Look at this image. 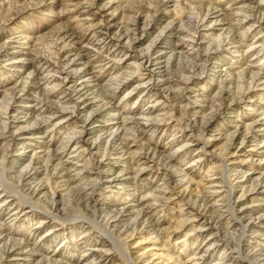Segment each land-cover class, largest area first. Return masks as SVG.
<instances>
[{"label": "rangeland", "instance_id": "374dc122", "mask_svg": "<svg viewBox=\"0 0 264 264\" xmlns=\"http://www.w3.org/2000/svg\"><path fill=\"white\" fill-rule=\"evenodd\" d=\"M263 25L264 0H0V264H264Z\"/></svg>", "mask_w": 264, "mask_h": 264}, {"label": "bare ground", "instance_id": "6f19581e", "mask_svg": "<svg viewBox=\"0 0 264 264\" xmlns=\"http://www.w3.org/2000/svg\"><path fill=\"white\" fill-rule=\"evenodd\" d=\"M239 2V1H238ZM235 4V3H234ZM242 7V6H241ZM245 7V6H244ZM241 9H243V8H241ZM240 9V10H241ZM245 10V9H244ZM243 10V11H244ZM246 11V10H245ZM251 12V11H250ZM260 12V11H259ZM254 13V12H253ZM257 13V12H256ZM255 14V13H254ZM258 16V15H257ZM208 17V16H207ZM236 17V16H235ZM251 17V16H250ZM216 18V17H215ZM247 18V17H246ZM251 19V18H250ZM213 20V19H212ZM263 20V19H262ZM239 21V20H238ZM255 21V20H254ZM258 21H259V19H258ZM204 23H205V21H204ZM262 23V22H261ZM207 24V23H206ZM229 24V23H228ZM194 25V24H193ZM199 25V24H198ZM201 25V24H200ZM204 25V24H203ZM231 25H232V23H231ZM191 26V25H190ZM233 26V25H232ZM264 26V25H263ZM202 27V26H201ZM261 27V26H260ZM195 28V27H194ZM198 28H200V27H198ZM239 28V27H238ZM203 30V29H202ZM255 30V29H254ZM110 31V30H109ZM201 31V30H200ZM264 32V31H263ZM184 33V32H183ZM195 33V32H194ZM230 33V32H229ZM230 34H232V33H230ZM121 36V35H120ZM200 36V35H199ZM186 37V36H185ZM197 37V36H196ZM230 37V36H229ZM119 38V37H118ZM127 38V37H126ZM237 38V37H236ZM201 39V38H200ZM190 40V39H189ZM259 40V39H258ZM260 41V40H259ZM234 42V41H233ZM257 42V41H256ZM158 43V42H157ZM237 43H239V42H237ZM260 43H262V42H260ZM220 44V43H219ZM258 44V43H257ZM59 45V44H58ZM240 45V44H239ZM67 46V45H66ZM199 46V45H198ZM253 46V45H252ZM169 48V47H168ZM60 49V48H59ZM255 49H257V48H255ZM152 50V49H151ZM60 51V50H59ZM152 52V51H151ZM162 52V51H161ZM65 53V52H64ZM82 53V52H81ZM211 53V52H210ZM17 54V53H16ZM115 54V53H114ZM149 54V53H148ZM65 55V54H64ZM172 56V55H171ZM210 56V55H209ZM6 57V56H5ZM159 57V56H158ZM196 58H197V56H196ZM195 58V59H196ZM137 59V58H136ZM21 61V60H20ZM59 61V60H58ZM78 61V60H77ZM17 62V61H16ZM60 62V61H59ZM58 62V63H59ZM65 62V61H64ZM150 62V61H149ZM191 62V61H190ZM109 64V63H108ZM138 65H139V63H137ZM17 66V65H16ZM182 66V65H181ZM180 66V67H181ZM197 66L198 65H194L193 66V69H195V70H197ZM52 68V67H51ZM56 68H58V67H56ZM74 68V67H73ZM60 69V68H59ZM151 69V68H150ZM185 69V68H184ZM58 70V69H57ZM50 71V70H49ZM60 71V70H59ZM154 71V70H153ZM185 72V71H184ZM67 73V72H66ZM194 73V72H193ZM179 74V73H178ZM83 75V74H82ZM84 76V75H83ZM151 76V75H150ZM177 77V76H176ZM184 77V76H183ZM82 78V77H81ZM263 78V77H262ZM75 79V78H74ZM90 79V78H89ZM186 79V78H185ZM260 79V78H259ZM81 80V79H80ZM181 81V80H180ZM185 81V80H184ZM258 81V80H257ZM49 82V81H48ZM67 82V81H66ZM167 83V82H166ZM181 83V82H180ZM170 84V83H169ZM173 84V83H172ZM19 85V84H18ZM166 85V84H165ZM81 86V85H80ZM167 86V85H166ZM171 86V85H170ZM170 86H169V88H170ZM175 86V85H174ZM73 88V87H72ZM173 89V88H172ZM13 91V90H12ZM21 93H22V91H21ZM167 93V92H166ZM255 93V92H254ZM18 94V93H17ZM15 95V94H14ZM252 95V94H251ZM179 96V95H178ZM254 96V95H253ZM252 96V97H253ZM22 97V96H21ZM63 98V97H62ZM16 99V98H15ZM179 99V98H178ZM247 99V98H246ZM162 100V99H161ZM180 100V99H179ZM13 101V100H12ZM15 101H17V100H15ZM62 101V100H61ZM197 101V100H196ZM181 102H182V100H181ZM212 102V101H211ZM217 102V101H216ZM62 103V102H61ZM213 103V102H212ZM226 103H228V102H226ZM211 104V103H210ZM63 105V104H62ZM224 105V104H223ZM214 106V105H213ZM217 106V105H216ZM37 107V106H36ZM12 107H10V105L7 107V115L9 114V111H12V109H11ZM216 109H217V107H215ZM47 109H49V108H47ZM46 109V110H47ZM63 109V108H62ZM212 109V108H211ZM52 110V109H51ZM218 110V109H217ZM221 110V109H220ZM14 112V111H13ZM55 112V111H54ZM59 112V111H58ZM215 112V111H214ZM39 113V112H38ZM72 114V113H71ZM67 115V114H66ZM213 115V114H212ZM61 117V116H60ZM8 118V117H7ZM17 118V117H16ZM65 118V117H64ZM193 118V117H192ZM212 118V117H211ZM205 119V118H204ZM209 119V118H208ZM153 120V119H152ZM206 120H207V118H206ZM191 121V120H190ZM85 122V121H84ZM153 122V121H152ZM188 122V121H187ZM192 122V121H191ZM194 122V121H193ZM87 123V122H86ZM151 123V122H150ZM9 124V123H8ZM149 125V124H148ZM14 126V125H13ZM189 126V125H188ZM9 127V126H8ZM11 127H12V125H11ZM9 129V128H8ZM8 131V130H7ZM16 131V130H15ZM18 132V131H17ZM11 133V132H10ZM15 134V133H14ZM13 134V135H14ZM10 135V134H9ZM13 135H11V136H13ZM79 135V134H78ZM84 135V134H83ZM88 135V134H87ZM6 136V135H5ZM10 136V137H11ZM12 140H13V138H12ZM74 138H70L69 139V142H72L73 143V146H74ZM77 141V140H76ZM75 141V142H76ZM81 143V142H80ZM76 144H77V142H76ZM93 144V143H92ZM79 145V144H78ZM83 147V146H82ZM88 147V146H87ZM45 150V149H44ZM91 150V149H90ZM93 151V150H92ZM241 151V150H240ZM64 154H66V152L65 151H63L62 152V155H64ZM57 155V154H56ZM60 155V154H59ZM77 155H79V153H77ZM77 157V156H76ZM57 160V159H56ZM30 166V165H29ZM33 167V166H32ZM77 169H78V167H77ZM67 171V170H66ZM101 171V170H100ZM99 171V172H100ZM87 172V171H86ZM67 174V173H66ZM81 174V172L79 171L78 173H76L75 175L78 177V175H80ZM85 174V173H84ZM118 174V173H117ZM26 175H27V173H26ZM26 175H25V177H26ZM63 176V175H62ZM61 176V177H62ZM70 176V175H69ZM66 177V176H65ZM64 177V178H65ZM72 177V176H71ZM102 177H104V176H102ZM27 178V177H26ZM67 178V177H66ZM85 178V177H84ZM89 179V178H88ZM62 181H64V180H62ZM71 181V180H70ZM75 181V180H74ZM79 181V180H78ZM77 181V182H78ZM116 181V180H115ZM245 182V181H244ZM180 183V182H179ZM201 183V182H200ZM212 183V182H211ZM185 184V183H184ZM199 184V183H198ZM196 185V184H195ZM201 185V184H200ZM77 186V185H76ZM184 186V185H183ZM258 186H262V188H263V186H264V178H262L261 180H259V183H258ZM73 187V186H72ZM36 188V187H35ZM184 188V187H183ZM190 188V187H189ZM199 188H201V187H199ZM214 189H215V187H213ZM185 189V188H184ZM45 190V189H44ZM82 190H84V189H82ZM173 190V189H172ZM182 190V189H181ZM198 190V189H197ZM77 191V190H76ZM78 191H79V189H78ZM191 191V190H190ZM194 191V190H193ZM162 192V191H161ZM37 193H39V192H37ZM179 193H183V192H181V191H179ZM193 193V192H192ZM195 193V192H194ZM55 194V193H54ZM165 194V193H164ZM197 194V193H196ZM190 195V194H189ZM163 196V195H162ZM179 196H180V194H179ZM187 196V195H186ZM54 197V196H53ZM171 197V196H170ZM161 198V197H160ZM163 198V197H162ZM165 198H166V196H165ZM208 202V201H207ZM53 203V202H52ZM198 203V202H197ZM235 207V206H234ZM194 209V208H193ZM217 209V208H216ZM216 214V213H215ZM140 215V214H139ZM196 215V214H195ZM205 216V215H204ZM243 216V215H242ZM14 217V216H13ZM199 219V218H198ZM202 219V218H201ZM213 219V218H212ZM221 219V218H220ZM203 220V219H202ZM206 222V221H205ZM204 223V222H203ZM205 225V224H204ZM209 225V224H208ZM255 225V224H254ZM246 226V225H245ZM199 227V226H198ZM217 234V233H216ZM244 234V233H243ZM23 239V238H22ZM26 244V243H25ZM237 244V243H236ZM233 245V244H232ZM230 246V245H229ZM255 248V247H254ZM23 249H24V247H23V245H22V242H14V241H7L6 243H5V246H4V252L5 253H7V254H9V255H12V253H14L13 251H23ZM29 249V248H28ZM24 252V251H23ZM145 253V252H144ZM34 254V253H33ZM31 255V254H30ZM30 257V256H29ZM140 258V257H139ZM47 264H58V262L57 261H55V260H53V261H48V263Z\"/></svg>", "mask_w": 264, "mask_h": 264}]
</instances>
